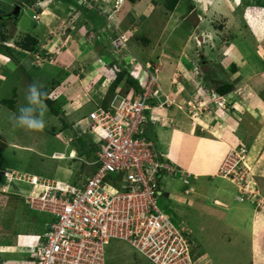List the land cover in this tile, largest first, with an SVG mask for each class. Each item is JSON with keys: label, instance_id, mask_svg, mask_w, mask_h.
<instances>
[{"label": "rangeland", "instance_id": "obj_1", "mask_svg": "<svg viewBox=\"0 0 264 264\" xmlns=\"http://www.w3.org/2000/svg\"><path fill=\"white\" fill-rule=\"evenodd\" d=\"M71 1L62 0L67 3L66 8H70L71 4L75 6L71 15L67 12L65 16L60 17L58 13L54 15L50 11L47 17H41L42 20L36 22L33 20V11L28 7L31 5L35 9L36 2L30 4L31 0H0V17L11 12L16 3L26 4L22 8L19 20H0V246L18 247V250L14 247L8 249V253L1 252L0 258L3 260L27 259L28 256L25 253L30 250L22 249L20 245L24 235L32 232L40 233L42 228L39 222L42 219L50 222V218L38 211H30L23 197L4 194L2 189L5 182H3L2 173L14 170L17 173L26 172L51 181L68 183L70 187L80 185L94 167L90 165L92 161L89 162L91 157L87 154L88 145L82 144L87 138L92 139L96 144L98 138L90 133L91 122L88 118H82L81 123L76 120L96 109L95 103L84 106L86 102H98L103 98L102 102L107 103L117 95L114 102L117 106L121 97L130 90L129 87H124V84H119L114 89L115 77L111 79L107 77L105 81L101 78L97 87L93 89H89L86 85L83 90L82 85H78L88 74H91V71L88 73V68H94L93 57H87L84 53L92 48L94 42L99 46L100 41L104 39L103 36L108 37L110 34L103 32L106 29L104 24L99 28V37L95 35L96 30L92 31L89 28H87L88 32L85 30L83 33L84 36L78 32L82 30V21L79 17L83 14L77 10L79 7L77 1ZM95 2L94 0L93 7L96 6ZM165 3L166 0H156L155 12L148 19H139L142 24L139 25L141 29L132 33V36L128 35V32L121 34L129 38L127 44L132 39H136L140 44L146 40V45L151 42V46L155 48L159 41L158 48L150 53L145 51L141 54L136 53L139 56L132 54V59L140 61L144 66L159 69L165 65V69H169L167 64L174 62L179 67L182 64L180 60L168 61L173 59L171 57H174V53L178 54L182 51L191 33H194V37L185 47V54L187 59L196 65L195 79L202 78L200 83L204 80L206 83H220L230 79L232 70L229 69L230 61L226 58L227 52L232 53L230 58L233 62L237 63L239 60L236 52L231 51L236 49L233 47L237 46L242 55L244 54L241 51L247 48L254 49L256 54L258 52L264 55V0H179L177 9L173 10L175 12L170 18L168 14L171 11L166 9ZM80 10L86 12V7L83 6ZM192 12H196L200 18L199 24H191L187 21ZM96 14L99 15L98 12ZM54 16H57V19L60 18L59 23L55 22ZM121 21V26L130 27L127 16ZM71 26L76 29L74 31L69 29ZM70 32L72 34H69ZM29 35L36 37L39 41L33 53L19 49L21 43L29 41ZM69 35L74 36L73 41L68 42ZM92 35H95V38L93 43H89L92 41ZM78 38L82 39V42ZM84 39L87 40L84 41ZM1 45L10 46L15 50L22 65L13 63L3 52ZM105 48L108 47L105 46ZM73 51L76 52L72 53ZM97 56L99 57L100 54ZM115 56H117L115 53L106 56L104 63L111 64L112 60L116 59ZM162 57L164 60L168 57L167 64L162 63ZM202 58L208 61L207 65L211 68L208 74L200 71L201 64L204 62ZM252 58L255 59L254 56ZM129 66L121 61L119 69L122 71L129 68L134 71V65ZM138 71L144 77V68ZM108 80L110 83H107ZM33 81H39L44 86L43 91L48 94V98L58 99L63 104L64 110L57 115L47 106V123L41 132H25L13 127L9 120V116L12 113L18 114L19 107L26 103L24 95L28 85ZM88 94L99 96L90 98ZM4 99L9 101L8 106L2 102ZM186 103L183 112L194 115L190 112L193 103ZM223 106L227 110L219 108L221 113L230 111L226 101ZM76 108L80 109L76 110ZM203 108H207V105ZM208 110L201 111L209 113L211 109ZM78 139L81 140L80 145L77 143ZM54 153L59 154L55 157L56 159L53 158ZM256 154L257 152H254V155ZM60 155L63 159L59 158ZM254 155H251L252 159ZM171 164L174 163L171 162ZM253 164L252 162V169H255ZM262 164L264 168V159ZM219 178L215 176L212 185H210L211 182L206 181L208 179L189 180L188 184L181 175L173 176L165 172L159 180L160 189L164 195L158 197V205L176 225L183 227L189 233L188 238L193 243V253L195 260H199L198 264H264V249L261 248L264 247V243L261 242V238L264 239V219L258 220L254 213L252 214V210H256L257 203L238 201L239 194L235 186ZM259 183L260 188L264 190V179H259ZM215 187L220 188L224 196L227 194L224 199H221L220 194L215 193ZM191 188L195 192L187 194L186 191ZM13 190L26 195L30 187L18 182L13 186ZM218 200L221 201V205L216 204ZM242 208L249 209L247 216L244 214L245 219H243L244 216H237L242 213ZM258 211L264 214V205H261ZM255 225L260 226L259 240L256 236V239L253 238L255 240L252 241L249 231L253 230ZM17 235L21 236L17 237ZM106 260L107 264H153L126 242L119 240L112 241L107 247Z\"/></svg>", "mask_w": 264, "mask_h": 264}, {"label": "built area", "instance_id": "obj_2", "mask_svg": "<svg viewBox=\"0 0 264 264\" xmlns=\"http://www.w3.org/2000/svg\"><path fill=\"white\" fill-rule=\"evenodd\" d=\"M127 40L120 35L114 45H125ZM144 71V77L134 74L140 93L131 89L115 106L116 95L108 106H98L88 114L90 132L98 138L99 149L90 163L96 171L83 183L70 187L29 173H4L8 184L20 182L30 187L25 199L32 210L52 218L46 232L31 240L24 236L33 264H107V247L116 240L126 242L153 264H198L189 233L158 205V197L164 195L160 176L167 172L182 178L185 174L160 161L154 142L144 136L151 103L156 100V107L162 108L175 102L164 95L156 75L158 68L147 66ZM212 96L221 99L214 91ZM191 103L193 114L209 108L204 102ZM218 105L224 108L223 102ZM252 162L247 147H233L218 172L220 178L237 187L240 202L258 194ZM190 178L187 174L184 181L189 183Z\"/></svg>", "mask_w": 264, "mask_h": 264}, {"label": "crops", "instance_id": "obj_3", "mask_svg": "<svg viewBox=\"0 0 264 264\" xmlns=\"http://www.w3.org/2000/svg\"><path fill=\"white\" fill-rule=\"evenodd\" d=\"M57 1L58 5L54 4L53 6H50L45 10L41 17H47V14H49L48 12L50 11H52L54 15H57L58 13L60 17L65 16L67 12L71 15V11H74L75 7L66 8L65 6L67 3H62V0ZM115 1L116 0H100L96 4L94 10L89 11L86 9V12L77 8V10L83 14V16L79 17L82 21V30H79L78 32L83 35L85 30L86 32L89 31L87 30V28H89L92 31L96 30L95 35L99 37V28L104 24L106 29L103 32L109 33L110 35H108V37L112 36L111 38L103 36L104 39L100 41L101 44L98 46L95 42L93 43L95 35H92V41L89 43L92 42L93 46L91 49H87V53L85 52L84 55L87 57H93L94 62L91 63L94 68H88L87 71L88 73L91 71V74H88L84 80H81V84L78 83L79 86L82 85L83 90L86 85L89 89L96 88L97 83L101 78L103 81H105L107 77H109V79L116 78V72L120 71L119 64L123 61L125 65L129 66L131 64L132 54L139 56L138 54H141L144 51L150 53L160 45L158 41L154 48V46H151V42L149 45H146V40H144L143 43L140 41V44L136 39H132L128 44L130 52H125L124 50L121 52L119 50L116 51L115 47H113L112 40L116 39L118 35L122 34V32H128V35L132 36V33L134 34L141 29L139 25L142 24L139 22V19H148V17L155 12L156 0H141L136 3H131L129 0H125L118 11H115L114 8ZM31 10H33L32 7ZM96 12H98L100 16L96 14ZM169 14L168 18L172 17V13ZM109 16L111 17L109 18ZM126 16L129 18L130 24V27L128 28L121 26V19ZM54 17L55 22L59 23L58 19L60 18L57 19V16ZM137 23L139 24L137 25ZM69 29L74 31L76 27L71 26ZM69 34H72V32ZM191 36L187 37L186 44L183 46L182 51L178 54L173 52L174 57H171L173 59H169L168 61V57L166 60L162 57L163 64H167V61L171 62L174 60H180V63H182L179 67L174 62V65L169 63L167 64L169 69H165L164 65L158 69L159 72L157 74L164 94H166V96L168 95L175 102L173 104L165 105L162 108L156 107L157 102L153 101L151 103V109L146 113L147 122L143 126L144 136L154 142L160 160L163 159L162 162H173L175 164H173L174 166L184 172V177L187 174H190V180L199 181L200 179H208L206 181L211 182L210 185L214 184L213 178L215 176L219 178L218 171L230 148L239 144H247L252 148L253 155L254 152H257L253 157V167H255L253 173L260 188L259 179H264V168L262 164L264 159V55L258 52L256 54L255 50H250V48L241 51L244 54L242 55L237 49V46H230L236 48L231 51L236 52L239 60L237 63L233 62L230 58V54L232 53H230V51L227 52L226 58L230 61L228 62L229 66L234 64L236 68L234 70L230 68V70H232L230 72V79L224 82L233 84L234 89L230 93L224 95V99L228 103L230 111L221 113L219 110L211 109L207 93L203 91L199 92L196 89V87L208 88L214 86L206 83L205 80L200 83V81H202V78L200 80V77L198 80L195 79L196 65L189 61L185 54V47L188 46V43L194 37V33H191ZM45 39L46 38H44V40ZM73 39L74 36L71 35L68 42L70 40L73 41ZM78 39L82 42V39ZM137 39L140 40L139 37H137ZM86 40L87 39H84V41ZM141 40L143 41V39ZM166 40L167 39H165V41ZM105 46L108 48H105ZM238 48L240 49L241 47ZM157 51L158 50H156V52ZM75 52L76 51H73L72 53ZM90 52L92 53L90 54ZM113 53L117 55L115 56L116 59L114 58L111 64H105L104 60L107 59L106 56ZM98 54H100L99 57L97 56ZM253 56L255 59L252 58ZM129 57L131 58L128 59ZM129 68L131 67L129 66ZM114 70H116V72H114ZM167 70H169L168 73H166ZM107 83H110V80H108ZM196 83L198 85H196ZM120 84H124V87L127 86L125 81ZM128 92L129 91H127L125 95H127ZM88 95L90 98H96L99 96H97V94ZM101 99L102 100H98V102H86L84 106L89 105V103H95L94 105L96 108L98 106L109 105L110 102L105 103L102 102L103 98ZM196 99L200 100V102H203L202 99L208 100L207 102H204L208 104L211 111L208 113L200 110V112H194L195 115H190L186 111V113H184L183 111L186 107V102H194ZM79 109L76 108V110ZM83 118L87 119V115ZM77 121L80 123L83 122L82 119H77ZM184 177H182V179H184ZM260 192L264 195L263 189L260 188ZM215 193L220 194L221 199H224L227 195L225 194L224 196L221 189L218 187H215ZM220 203L221 201L218 200L217 204L221 205ZM242 209V213H239L237 216L243 217L244 214L247 216L249 209ZM258 210L259 208L256 207V210H252V214L254 213L258 220L264 219V214L260 213ZM245 216L243 219H245ZM259 228V225H255L253 230L249 231L251 232L252 241L256 239V236H259ZM30 234L37 235L40 233L32 232ZM248 236H250V234H248ZM257 240H259V237ZM23 242L24 240L21 241V243ZM261 242L264 243V239L261 238ZM13 247L18 250V247L14 245L8 247L0 246V253L2 251L8 253V249ZM21 248H23L22 245ZM261 248L264 249L263 246ZM32 262L33 260L28 259H22L21 261H8L0 258V264H33Z\"/></svg>", "mask_w": 264, "mask_h": 264}, {"label": "clouds", "instance_id": "obj_4", "mask_svg": "<svg viewBox=\"0 0 264 264\" xmlns=\"http://www.w3.org/2000/svg\"><path fill=\"white\" fill-rule=\"evenodd\" d=\"M77 1V4L80 6V7H83L85 6L87 9L89 10H94L96 8L93 7V3H94V0H87V2L85 3H80L79 0H75ZM96 4L98 3L97 0H95ZM125 0H116L115 3H114V8H115V11H118V9H120V7L122 6V4L124 3ZM64 3V2H62ZM92 3V5H91ZM132 3V2H131ZM54 4L58 5V1L57 0H38L34 7L35 9L32 7V11H33V20H35L36 22H40V19H41V16L42 14L45 12V10H47L50 6H53ZM18 5V6H21V11H22V8H24V6L26 5L25 3H16L14 5V9H15V6ZM28 7L31 9V5H28ZM67 7V6H65ZM71 8H74L75 6H73L72 4L70 5ZM69 8V7H68ZM239 8V6L237 7V9ZM177 9V6L176 8ZM14 11V10H13ZM42 11V12H40ZM175 12V11H174ZM173 11H171L170 13H174ZM8 14V13H7ZM12 14V13H9V15ZM21 14V12H20ZM9 15H6L7 17H9ZM170 15V14H168ZM34 16H38V19H35ZM172 16V15H171ZM111 16H109L110 18ZM20 18V15L18 16V18H15L13 17L12 19L13 20H19ZM0 20H5V15L1 16L0 17ZM9 20V19H8ZM11 20V19H10ZM121 35V34H120ZM117 36L116 39L114 40H117L119 38V36ZM114 40H112V43L114 45ZM129 42V38L127 40V42L125 43V45L123 44H119V45H114L115 49L118 48V50L120 51H125V52H130L129 51V48H128V43ZM117 51V50H116ZM133 55H131L132 57ZM133 58V57H132ZM131 58V64L135 66H137L135 69L133 68L134 71H131V70H128L131 74V76L139 83V79L136 78L134 76V74H139V77L141 76L140 72L138 71L139 69L142 70L143 68L147 67V66H144L140 61L138 60H134ZM133 60V61H132ZM202 61H206L208 64V61L204 58L201 59ZM137 63V64H135ZM231 65H234V64H231ZM231 65L229 66L231 68ZM202 66V64H201ZM210 67V66H209ZM154 68V67H153ZM229 68V69H230ZM211 69V68H210ZM232 69V68H231ZM234 70V69H232ZM200 71H201V68H200ZM159 72V71H158ZM157 72V74H158ZM209 73V71H208ZM207 73V74H208ZM156 74V75H157ZM157 78H158V75H157ZM159 80V78H158ZM160 83V81H159ZM219 82L217 83H208V84H211V85H216L218 84ZM220 83H224V82H220ZM140 86V84H139ZM161 86V84H160ZM43 85L39 82V81H33L30 85H28L27 89H26V92H25V95H24V100L26 101V103L22 106L19 107L18 109V114L17 113H12L10 116H9V120L10 122L12 123L13 127H16V128H19V129H22L24 130L25 132H41L44 130V128L46 127V114H47V111H48V108H47V104L45 103V98L47 96V93L43 91ZM141 87V86H140ZM162 88V86H161ZM196 89L199 91V92H202V90L208 94L209 96V103H210V106H211V109H216L218 110L219 108H222V107H219L218 103L219 102H223V105H224V102H225V97L224 95H221L216 89L215 87H208V88H202V87H196ZM202 89V90H200ZM131 90V89H130ZM163 90V89H162ZM212 91H214V93H216L218 96L221 97L220 100H215V98L212 96ZM164 92V91H163ZM166 95V94H164ZM168 96V95H167ZM114 99V98H113ZM58 100V99H56ZM111 102V101H110ZM204 102V100H203ZM205 103V102H204ZM208 105V104H207ZM226 109V107H224ZM210 109V108H208ZM207 109V110H208ZM227 110V109H226ZM90 113V112H89ZM87 118H88V115H87ZM91 133V132H90ZM92 134V133H91ZM242 147V146H245L248 148V150L251 152V155H252V148L247 145V144H239L237 146H233V147ZM231 147V148H233ZM230 148V149H231ZM230 151V150H229ZM58 153H54L53 154V158L56 159L54 157V155H57ZM59 155V154H58ZM227 155V154H226ZM97 158V157H96ZM14 171V170H12ZM219 172V171H218ZM4 173H2V175L4 176ZM26 173V172H25ZM32 175V174H31ZM5 177V176H4ZM254 179H255V175H254ZM225 180V179H224ZM227 181V180H226ZM256 181V179H255ZM229 182V181H228ZM18 182H12L10 184H8V182L6 181V177H5V185L2 189V192L5 193V194H10V195H16L17 197H23L25 199V195L24 194H20V193H16L14 190H13V186L16 185ZM62 183V182H60ZM257 183V181H256ZM62 184H67V183H62ZM232 184V183H231ZM8 186V187H6ZM235 188L237 189V187L235 186ZM238 191V189H237ZM257 191H258V194L256 195L255 199H252V200H246L248 202H254V203H257V208H260L261 205H264V195L261 194V192L259 191V188H258V183H257ZM194 191L190 192L189 194L193 193ZM238 194L240 196V193L238 191ZM239 196L237 197V200L239 201ZM26 200V199H25ZM244 201V202H246ZM258 201H261L260 203ZM218 201H216V204H217ZM219 205V204H218ZM30 208V207H29ZM31 209V208H30ZM32 210V209H31ZM41 213V212H39ZM43 214V213H42ZM42 234V233H40ZM40 234H37V235H34V234H26L24 236H28L29 239L31 240L33 237L35 236H38ZM21 235H18V237H20ZM24 240V239H23ZM22 245V249L26 248L27 250H30L29 252L25 253V255L29 256L30 252H31V247L29 245V242L28 240H25L23 243H20ZM3 252V251H2ZM28 260H30V258L28 257L27 258Z\"/></svg>", "mask_w": 264, "mask_h": 264}, {"label": "trees", "instance_id": "obj_5", "mask_svg": "<svg viewBox=\"0 0 264 264\" xmlns=\"http://www.w3.org/2000/svg\"><path fill=\"white\" fill-rule=\"evenodd\" d=\"M38 0H31V3L30 4H32V3H34V2H37ZM64 1H66V0H64ZM69 1V0H68ZM73 1V0H72ZM71 1V2H72ZM130 2H132V3H136V2H139V1H141V0H129ZM259 1V0H258ZM178 2H179V0H166V5H165V7H166V9L167 10H170V11H173L175 8H176V6H177V4H178ZM78 5V4H77ZM79 6V5H78ZM79 9L81 8L80 6L78 7ZM87 9V8H86ZM89 10V9H88ZM90 11V10H89ZM28 39H29V41H27V42H23V43H21V45H19L21 48H19V49H21V50H23V51H27V52H30V53H33V52H35V50L37 49V44L39 43V41L37 40V38L36 37H34V36H31V35H29L28 36ZM17 45V44H16ZM2 46V50H3V52L4 53H6L9 57H10V60L13 62V63H15V64H18V65H22L20 62H21V60L20 59H18L17 58V53L15 52V50H13L10 46H7V47H5V45H1ZM231 68L232 69H235L236 68V66L235 65H231ZM123 81H125L126 82V84H127V86L130 88V89H134L137 93H140L141 92V87L139 86V83L131 76V74H130V72L127 70V69H123L122 71H121V69H120V71L119 72H117V76H116V80H115V82H114V86H113V88L115 89L120 83H122ZM214 87H215V89L221 94V95H226V94H228V93H230L233 89H234V86H233V84H231V83H226V82H224V83H218V85L216 84V85H214ZM14 91H15V89H14ZM13 91V92H14ZM128 91H130V90H128ZM200 100H197L196 99V104L199 102ZM2 102H4V105L5 106H8V103H9V101L7 100V99H4ZM45 102H46V104H47V106L48 107H50L51 109H52V111L55 113V114H57V115H60L61 113H63L64 112V110H63V104H61L60 103V101L59 100H52V99H49L48 98V94H47V96H46V98H45ZM108 106V105H107ZM11 107H13V103H11ZM104 107H106V106H104ZM83 117H81V118H79V119H82ZM77 121V120H76ZM93 137V136H92ZM80 139V138H79ZM78 139V141H77V143L80 145V143H81V140H79ZM84 144H82V145H88V147H89V150L87 151V154H88V157H91L90 158V161L89 162H93L95 159H96V152H97V145H95L94 143H93V140L92 139H84V142H83ZM90 145V146H89ZM93 155H95V156H93ZM159 160H160V158H159ZM161 161V160H160ZM178 170H180L179 168H178ZM96 171V167H93V169L89 172V174L91 175V174H93L94 172ZM178 175H180V174H178ZM2 179H3V182H5V177L2 175ZM190 180V179H189ZM189 184V183H188ZM5 194V193H4ZM10 196H14V195H10ZM18 199H20V198H18ZM25 202H26V200H25ZM29 207V206H28ZM30 209V208H29ZM30 211H32L31 209H30ZM49 218H50V222H48V221H44V219H42L41 220V222H39V225L41 226V228H42V231L40 232V233H44V232H46L48 229H49V227H50V223L52 222V218L49 216V215H47Z\"/></svg>", "mask_w": 264, "mask_h": 264}, {"label": "water", "instance_id": "obj_6", "mask_svg": "<svg viewBox=\"0 0 264 264\" xmlns=\"http://www.w3.org/2000/svg\"><path fill=\"white\" fill-rule=\"evenodd\" d=\"M21 12V6L16 5L14 11L12 12V14L9 15V17L13 16L15 18H18V16L20 15ZM188 22H190L191 24H199L200 23V18L196 15V12H192L187 19ZM201 40H203L201 38ZM207 62L204 61L202 63L201 66V70L203 72V74H207L208 71L210 70V67L206 64Z\"/></svg>", "mask_w": 264, "mask_h": 264}, {"label": "bare ground", "instance_id": "obj_7", "mask_svg": "<svg viewBox=\"0 0 264 264\" xmlns=\"http://www.w3.org/2000/svg\"><path fill=\"white\" fill-rule=\"evenodd\" d=\"M201 39V38H200ZM154 102H157L156 100ZM95 145H97V151L99 149V143L97 142ZM60 159H63L62 155L59 156Z\"/></svg>", "mask_w": 264, "mask_h": 264}, {"label": "flooded vegetation", "instance_id": "obj_8", "mask_svg": "<svg viewBox=\"0 0 264 264\" xmlns=\"http://www.w3.org/2000/svg\"><path fill=\"white\" fill-rule=\"evenodd\" d=\"M13 10H14V8H13ZM13 10H12L11 12H9V13H12V12H13ZM9 13H8V14H6V15H9ZM6 15H5V19H12V18H13V16H11V17H7Z\"/></svg>", "mask_w": 264, "mask_h": 264}]
</instances>
